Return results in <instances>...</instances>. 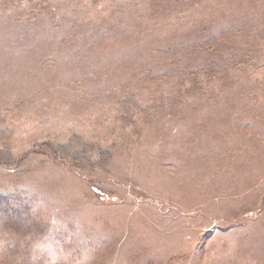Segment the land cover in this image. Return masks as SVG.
Masks as SVG:
<instances>
[{
    "label": "rangeland",
    "instance_id": "1",
    "mask_svg": "<svg viewBox=\"0 0 264 264\" xmlns=\"http://www.w3.org/2000/svg\"><path fill=\"white\" fill-rule=\"evenodd\" d=\"M92 1L43 0L39 12L23 0L0 12L9 152L74 135L113 151L93 172L41 154L0 168L1 189L14 185L43 209L32 235L0 226V264H264V83L250 85L263 69L238 63L220 73L227 87L198 74L182 93L171 68L203 58L179 42L202 28L222 29L237 54L264 52V0H177L160 12L153 0ZM160 97V115L128 121L132 100L148 110ZM10 237L17 248L3 251Z\"/></svg>",
    "mask_w": 264,
    "mask_h": 264
},
{
    "label": "trees",
    "instance_id": "2",
    "mask_svg": "<svg viewBox=\"0 0 264 264\" xmlns=\"http://www.w3.org/2000/svg\"><path fill=\"white\" fill-rule=\"evenodd\" d=\"M22 1L23 0H0V12H7L8 9L6 6H8V4H18ZM42 1L43 0H24V2L29 4L28 6L35 8L39 12H43L46 9V7L40 5ZM154 1L158 3H152V6L156 8L158 5V10L160 12L161 3L167 5V2L175 3L177 0H153V2ZM82 8L90 10L89 5ZM14 23L18 24L23 22L18 21V23ZM207 27L209 28L208 25ZM218 33H204V29L202 28L194 34L191 40H179V42H191V47L187 50L189 53L199 48H204L206 52L203 58L192 56V60L188 62H175V60L171 62V68L176 70L181 79L187 83V85H185L186 87H184L182 81H178L177 84L182 93L186 91L185 88L194 89L199 86L201 78L197 77L198 74H202V78L206 80L216 82L217 84L223 83V85L227 87L228 78L224 79L220 73L236 66L238 63H241L244 68L259 72L263 69L260 80L250 81V85L253 86L259 82L260 86L261 82L264 83V52L259 53L258 50H255V54L252 56L249 54L248 49H243L241 54H237L231 45H229V47L224 46V42L231 44L234 43V41L228 38L227 34H222V29H220ZM212 49L215 51H212ZM180 59L181 57L177 60ZM190 64H192L193 67H190ZM132 95L133 94L129 95V97ZM131 99L132 98L129 100ZM130 103L132 107H130V115L127 116L129 122H132L133 116L150 122L155 116L162 113L165 104L162 97L151 102L148 110L147 108L143 109V107L134 100ZM142 111H145V113L140 116L139 114H141ZM148 112L153 113L150 118L146 117ZM3 123H5L4 118L0 117V168L8 169L10 172H15L17 168L23 165L25 166V163H29L31 157L36 154H41L45 158H50L53 162H59V164L65 161L66 165L62 164L64 167L89 172L103 169L108 165L113 156L111 148L102 147L98 142H85L83 140L84 138L76 135L70 136L65 144L49 143L42 145L40 146V150L33 155L28 151L22 155L13 156L12 153L9 152L11 149L12 132L11 129L4 126ZM42 214L43 209L37 197L26 194L14 185L10 189L6 187L3 189L0 188V226L7 230L9 234H26L27 236L36 233L37 230L42 229L40 219ZM8 240V243L3 247V251L17 248V243L12 237Z\"/></svg>",
    "mask_w": 264,
    "mask_h": 264
}]
</instances>
